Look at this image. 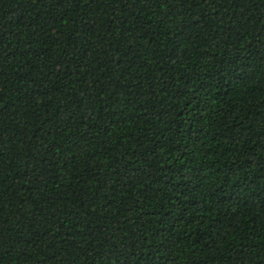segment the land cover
<instances>
[{
  "label": "trees",
  "instance_id": "1",
  "mask_svg": "<svg viewBox=\"0 0 264 264\" xmlns=\"http://www.w3.org/2000/svg\"><path fill=\"white\" fill-rule=\"evenodd\" d=\"M0 264H264V0H0Z\"/></svg>",
  "mask_w": 264,
  "mask_h": 264
}]
</instances>
